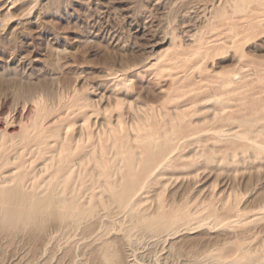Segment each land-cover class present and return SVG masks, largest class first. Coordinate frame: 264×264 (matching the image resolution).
I'll return each instance as SVG.
<instances>
[{
	"label": "rangeland",
	"instance_id": "rangeland-1",
	"mask_svg": "<svg viewBox=\"0 0 264 264\" xmlns=\"http://www.w3.org/2000/svg\"><path fill=\"white\" fill-rule=\"evenodd\" d=\"M255 122L264 0H0V264H256Z\"/></svg>",
	"mask_w": 264,
	"mask_h": 264
},
{
	"label": "bare ground",
	"instance_id": "bare-ground-1",
	"mask_svg": "<svg viewBox=\"0 0 264 264\" xmlns=\"http://www.w3.org/2000/svg\"><path fill=\"white\" fill-rule=\"evenodd\" d=\"M254 1H256V0H254ZM243 3V2H242ZM263 2H261V4H262ZM258 4V3H257ZM241 5V4H240ZM247 6V5H246ZM258 6V5H257ZM242 9V8H241ZM258 117L259 116H256V120L258 119ZM246 121V120H245ZM246 122H248V121H246ZM252 126V128H254L253 129V131H255L256 132V135H264V124H261L260 122H255V124L254 125H251ZM252 131V130H251ZM233 134V133H232ZM236 135V134H235ZM235 135H234V137H235ZM166 136V135H165ZM171 136V135H170ZM229 137H233V136H229ZM237 137V136H236ZM235 137V138H236ZM242 137V136H241ZM244 138L245 137H242L241 138V140H244ZM149 139H150V137H149ZM169 139V138H168ZM144 140V139H143ZM155 140V139H154ZM161 141H163V140H160V143H162ZM166 141V140H165ZM169 141V140H168ZM154 142V141H153ZM170 142V141H169ZM247 142V141H246ZM154 144V143H153ZM152 144V145H153ZM163 144V143H162ZM250 144V143H249ZM253 144V143H252ZM161 145V144H160ZM262 145H264V138L263 139H261L258 143H256V144H254L253 145V147L252 148H254L255 150H257V151H264V146H262ZM148 146V145H147ZM132 153V152H131ZM238 153H235L234 155L236 156ZM238 157V156H237ZM255 158V157H254ZM129 160V159H128ZM127 160V161H128ZM234 161H236L235 159H234ZM134 170V169H133ZM136 183H134V175L131 173V170L128 172V174H127V178H126V180H125V182L123 183V185H122V187H121V189L120 190H118V188L117 187H113L114 188V190L115 189H117V190H115V192H114V190H113V196L112 197H114V199L118 202V203H120V204H124V203H127L128 202V200H129V197H130V194L132 193V191H134V189H135V185ZM117 186H119V185H117ZM112 188V189H113ZM3 190V189H2ZM108 190H110L109 188H108ZM111 191V190H110ZM117 191V192H116ZM1 193V192H0ZM53 193V192H52ZM51 193V194H52ZM111 193V192H110ZM264 193V192H263ZM4 194V193H3ZM55 194V193H54ZM53 195V194H52ZM30 196H32V198L34 197L33 195H30ZM51 196V195H50ZM263 195H261V197H262ZM53 197V196H52ZM58 197V196H57ZM264 197V196H263ZM28 198V197H27ZM31 197H30V201L28 202V205H27V207H28V209H29V219L31 218V217H34V216H36L38 213H42L43 211H46V210H48L51 206H52V203H53V198H51L52 200H50L49 198H45V199H43L42 198V200H34V198L32 199ZM37 198V197H36ZM35 198V199H36ZM1 199V198H0ZM54 199H55V197H54ZM130 200H132V199H130ZM26 201V200H25ZM62 200H58L57 202H61ZM63 202L65 203V201L63 200ZM130 202H133V201H130ZM130 202H129V204H130ZM260 202H261V200H260ZM263 202H264V199H263ZM262 202V203H263ZM63 203V204H64ZM56 204V203H55ZM58 204V203H57ZM54 205V204H53ZM72 205H73V203H72ZM75 205V204H74ZM131 205V204H130ZM63 206V205H62ZM120 206H122V205H120ZM126 206V205H125ZM54 207L52 206V209H53ZM75 208H76V206H75ZM84 208V207H83ZM82 208V209H83ZM86 208V207H85ZM92 208V207H91ZM14 209V208H13ZM66 209V210H65ZM64 210L67 212V213H69V214H72L73 216H75V214H77V212H79V210H77V212L75 211V209H74V207H68V208H65ZM259 209V208H258ZM49 210H51V209H49ZM75 211V212H74ZM91 211H92V209H91ZM11 212H12V210H11ZM67 213H66V215H67ZM81 213V212H80ZM48 214V213H47ZM148 215H150V214H148ZM148 215H146L147 217H148ZM183 215H185V214H183ZM256 215H258L257 213H256ZM144 216V215H143ZM143 216H142V218H143ZM146 216H144V218L146 217ZM255 216V215H254ZM41 217V216H40ZM184 217V216H183ZM182 217V218H183ZM256 217V216H255ZM255 217H253V219H255ZM23 218V217H22ZM178 218V217H177ZM177 218H170V219H163L162 217H157V218H155V219H150V220H142L141 221V219H140V221L141 222H144V224L147 226V227H149L150 229H155V230H157V232H159V231H164L163 233L165 234V232H167V231H169V232H171L170 230H173V232L175 231V228L178 226V222L180 221V219L182 220V218H180L179 220L177 219ZM187 219V218H186ZM189 219V221H190V219H191V216H190V218H188ZM187 219V220H188ZM26 220V219H25ZM33 220V219H32ZM205 220V219H204ZM74 221V220H73ZM77 221V220H76ZM184 221H186V220H184ZM187 223V222H186ZM186 223H184V225L186 224ZM227 223V222H226ZM230 223V222H229ZM7 224V223H6ZM189 223H187V225H188ZM180 225V224H179ZM183 225V226H184ZM212 225H213V223H212ZM224 225V224H223ZM259 225H261V224H259ZM181 226H182V224H181ZM192 226V225H191ZM214 226V225H213ZM218 226V225H217ZM228 227V226H227ZM146 228V227H145ZM183 228V227H182ZM184 228H186V227H184ZM188 228V227H187ZM249 228V227H248ZM260 228H262V227H260ZM133 229V228H132ZM146 229H148V228H146ZM180 229V228H179ZM179 229H178V231H179ZM214 229V228H213ZM258 229H259V227H258ZM126 230V229H125ZM159 230V231H158ZM177 230V229H176ZM261 230V229H260ZM262 230H264V228H262ZM261 230V231H262ZM226 231V230H225ZM259 231V230H258ZM157 232H154V234L156 233V234H159V233H157ZM161 232H160V234H161ZM166 233L167 235L168 234H170V235H172L171 233ZM172 232V233H173ZM176 232V231H175ZM174 232V233H175ZM152 233V232H151ZM162 233V234H163ZM135 234V233H134ZM153 233H152V235H154ZM161 234V235H162ZM149 236H150V234H149ZM130 237V236H129ZM165 237V236H164ZM126 238V237H125ZM154 238H155V236H154ZM165 239V238H164ZM262 239H263V237H262ZM134 241V240H133ZM157 241V240H156ZM155 241V242H156ZM162 241V240H161ZM259 241H263L264 242V240H259ZM131 242V241H130ZM258 242V241H257ZM247 246V245H246ZM214 247V246H213ZM239 247V246H238ZM136 249V248H135ZM237 249V252H239L238 250L240 249L241 250V247H239V249L238 248H236ZM242 249H243V251H244V248L242 247ZM249 250L251 249V248H248ZM248 249H247V251H248ZM106 250V249H105ZM212 250V249H211ZM193 251V250H192ZM245 251H246V248H245ZM237 252H236V254H237ZM244 254H246L245 252H243ZM250 253V252H249ZM255 253H256V251H255ZM212 254V253H211ZM188 255V254H187ZM192 255V254H191ZM215 255V254H214ZM213 255V256H214ZM251 255V254H250ZM250 255H247V256H250ZM259 255V254H258ZM209 256V255H208ZM235 256V255H234ZM254 256V255H253ZM257 255H255L254 256V258L256 257ZM207 257V256H206ZM203 258V257H202ZM210 258V262H212V260H211V256L209 257ZM253 258V257H252ZM258 258V257H257ZM213 260H214V257L212 258ZM218 259H219V256H218ZM218 259H216L217 261H215L214 263L216 264L217 262L219 263H221V261H223V259H221V261H219ZM237 259V258H236ZM228 260H230V259H228ZM228 260H225L224 262L226 263ZM233 260H235V259H233ZM251 260V259H250ZM136 261V260H135ZM186 261V260H185ZM231 261V260H230ZM235 261H237V260H235ZM235 261H234V263H235ZM233 262V261H232ZM231 262V263H232ZM239 262V261H238ZM250 261H248L247 263H249ZM256 262V264H264V253L262 254V256H261V258H260V256H259V258L255 261ZM254 262V263H255ZM138 263V262H137ZM194 263H195V261H194ZM196 263H197V261H196ZM209 263V262H208ZM217 263V264H218ZM229 263V262H228ZM228 263H226V264H228ZM140 264H142V263H140ZM198 264H200V263H198ZM222 264H224V263H222ZM233 264V263H232ZM237 264V263H236ZM240 264V263H239Z\"/></svg>",
	"mask_w": 264,
	"mask_h": 264
}]
</instances>
